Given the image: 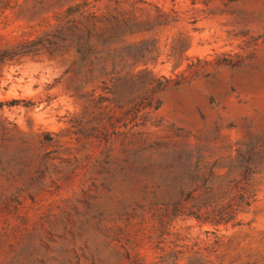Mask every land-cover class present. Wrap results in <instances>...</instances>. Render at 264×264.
I'll list each match as a JSON object with an SVG mask.
<instances>
[{"label": "rangeland", "instance_id": "rangeland-1", "mask_svg": "<svg viewBox=\"0 0 264 264\" xmlns=\"http://www.w3.org/2000/svg\"><path fill=\"white\" fill-rule=\"evenodd\" d=\"M0 7V264H264V0ZM193 173L239 225L173 217Z\"/></svg>", "mask_w": 264, "mask_h": 264}, {"label": "trees", "instance_id": "trees-1", "mask_svg": "<svg viewBox=\"0 0 264 264\" xmlns=\"http://www.w3.org/2000/svg\"><path fill=\"white\" fill-rule=\"evenodd\" d=\"M7 44L0 43V70L14 60L15 56L22 54L18 50L19 44ZM242 168L245 169L246 166ZM190 178L191 183L187 187L186 182L182 181L180 184L179 198L172 210L173 217L193 218L201 224H210L213 227L240 224L238 214L249 206L253 197L245 183H241L237 177L213 178L211 174L208 176L193 173ZM196 181L200 183H195Z\"/></svg>", "mask_w": 264, "mask_h": 264}]
</instances>
